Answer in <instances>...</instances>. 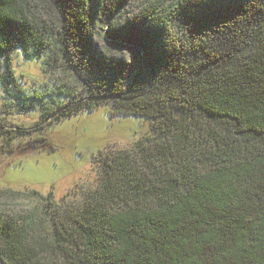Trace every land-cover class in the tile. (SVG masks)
<instances>
[{"label":"trees","instance_id":"trees-1","mask_svg":"<svg viewBox=\"0 0 264 264\" xmlns=\"http://www.w3.org/2000/svg\"><path fill=\"white\" fill-rule=\"evenodd\" d=\"M16 52L69 78L28 88ZM0 83L1 115L38 114L0 125L8 154L102 106L149 126L71 200L0 188V264H264V0L205 17L185 0H0Z\"/></svg>","mask_w":264,"mask_h":264},{"label":"rangeland","instance_id":"rangeland-1","mask_svg":"<svg viewBox=\"0 0 264 264\" xmlns=\"http://www.w3.org/2000/svg\"><path fill=\"white\" fill-rule=\"evenodd\" d=\"M12 61L18 79L28 88L41 85L49 89L54 80L69 78L62 72L45 73L42 60L28 62L17 52ZM1 98L0 83V106ZM37 120L36 112L9 117L0 114V125L6 129L14 124L30 126ZM148 132L145 120L134 116L113 117L103 106L68 116L42 132L48 141L46 148L27 149L23 145L17 149L15 145L14 152L8 154L0 147V188L35 189L43 195L52 191L57 200H71L76 197L74 193L96 185L105 153L129 149ZM17 205L20 204L11 207L15 209Z\"/></svg>","mask_w":264,"mask_h":264},{"label":"snow or ice","instance_id":"snow-or-ice-1","mask_svg":"<svg viewBox=\"0 0 264 264\" xmlns=\"http://www.w3.org/2000/svg\"><path fill=\"white\" fill-rule=\"evenodd\" d=\"M233 0H185V4L190 6L199 17L211 16L228 7Z\"/></svg>","mask_w":264,"mask_h":264},{"label":"water","instance_id":"water-1","mask_svg":"<svg viewBox=\"0 0 264 264\" xmlns=\"http://www.w3.org/2000/svg\"><path fill=\"white\" fill-rule=\"evenodd\" d=\"M140 56H141V58L143 59V54H142V52L140 51Z\"/></svg>","mask_w":264,"mask_h":264}]
</instances>
